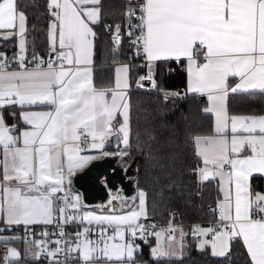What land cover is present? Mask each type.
<instances>
[{
	"label": "snow or ice",
	"instance_id": "obj_1",
	"mask_svg": "<svg viewBox=\"0 0 264 264\" xmlns=\"http://www.w3.org/2000/svg\"><path fill=\"white\" fill-rule=\"evenodd\" d=\"M48 10L49 58L33 53L32 61L26 62L28 17L17 0H0V34L3 39H19V53L11 62L0 53V109L20 108L27 126L21 130L7 124L0 111V214L8 225L62 221L99 226L95 241L89 238V226L74 233L73 241H53L57 247L47 254L55 264L64 251L79 253L82 264L99 260L130 264L138 249L134 239L148 234L141 223L142 217L147 218L145 193H139L138 210L129 206L131 210L124 213L126 198L117 194L109 204L121 201L123 214L89 211L77 219L73 213L81 206L80 196L71 191V176L95 158L80 155L85 142L102 150L110 136L120 134L125 148L120 155H128L131 69L117 67L111 88L94 85V26L101 20L102 0H49ZM125 19L134 54L149 67L148 75L139 80L154 86L155 62L186 61L188 90L206 96L209 106L203 111L215 117V134L194 141L202 161L196 170L198 181L218 178L223 193L217 223L195 227L200 235H211L200 248L210 245L214 256H224L231 242L240 239L249 264H264V194L253 193L250 184L253 174H264V115L230 116L226 107L229 92H264V0H142L126 11ZM121 42V28L116 25L114 50ZM12 63L18 68L9 70ZM230 78H238V83L230 86ZM38 105L50 109L24 110ZM117 115L122 116L118 126ZM58 236L65 233L61 230ZM18 255L11 249L5 259Z\"/></svg>",
	"mask_w": 264,
	"mask_h": 264
},
{
	"label": "trees",
	"instance_id": "obj_2",
	"mask_svg": "<svg viewBox=\"0 0 264 264\" xmlns=\"http://www.w3.org/2000/svg\"><path fill=\"white\" fill-rule=\"evenodd\" d=\"M18 7L28 17L27 48L30 54L47 55L49 50L48 26L51 20L49 0H17ZM142 0H102L101 20L94 26L97 34L93 82L97 88H111L115 82V68L136 59L135 49L126 35L128 24L125 13ZM137 23L136 20L132 21ZM116 25L122 30V42L114 50L111 33ZM111 29V30H110ZM17 37L0 39V51L9 54L17 49ZM184 61H160L156 64V89L136 87L146 68L132 65L130 80V145L128 155L109 149L116 158L117 167L127 168L133 162L135 191L146 195L147 220L161 226L213 225L218 221L220 185L216 179L199 182L197 168L202 161L197 155L195 138L213 133V117L203 109L206 100L187 90V73L180 70ZM167 96V99L165 97ZM231 115L264 114L263 92H237L228 97ZM9 125L14 122L5 110ZM108 156V155H106ZM105 157V156H104ZM102 157V158H104ZM1 172V169H0ZM253 193L264 194V177L251 179ZM176 216V219H174ZM21 244L24 240H7ZM198 238L188 236L187 256L182 258H154L150 244L137 249L132 262L139 264H249V256L242 240L231 242L229 254L214 256L209 247L200 249ZM24 258L23 249L20 256ZM76 264L79 262L76 260Z\"/></svg>",
	"mask_w": 264,
	"mask_h": 264
},
{
	"label": "built area",
	"instance_id": "obj_3",
	"mask_svg": "<svg viewBox=\"0 0 264 264\" xmlns=\"http://www.w3.org/2000/svg\"><path fill=\"white\" fill-rule=\"evenodd\" d=\"M114 32H115V29L111 33L112 41H113ZM121 36L123 37L122 30H121ZM0 53H3L7 57L8 61L11 62L13 60V57L18 55L19 49L17 48L11 54L5 51H0ZM32 55L33 54H30L29 52L27 53L26 62L32 61ZM35 55L47 60L50 55V50H48L47 55H41V54H35ZM202 59L203 58L201 57V60ZM33 63H28V67H32ZM130 63L132 65H140L142 69L146 68L148 64L145 59L137 55H136V59H132ZM130 63L128 64L130 65ZM17 68H18V65L16 63L11 64L10 69H17ZM180 70L186 71V66L182 64L180 66ZM143 75L147 76L148 72L147 71L143 72ZM89 145L90 143H87V142L82 144L81 145L83 148L82 152H86ZM0 159H2L1 154H0ZM71 191L72 193L78 194L80 196L81 206L76 211H85V210H89L95 207H97L100 211H105L102 207L98 206L97 204L87 205L83 200V195L81 191H79L75 186L71 187ZM110 192L111 191L109 190V197L111 194ZM119 192L120 191H115L116 194H118ZM118 206H119V201H118V205L116 206V208H118ZM141 223L146 225L148 234H146L144 238H139V235H138L137 238L134 239V243L138 245V248L141 246H147L150 241L151 236L153 235L152 233L156 232L158 228L162 227L161 225L151 222L145 218L141 219ZM216 223L217 221L215 222V224ZM152 225H155V227L154 228L151 227ZM86 226H89V225L85 224L84 226L83 225L81 226V223H77V222L63 223L62 221L59 224L54 221L53 224H48V225L46 224L44 225L42 224L8 225V224L0 223V236L1 235H16L20 239L24 240L25 242H34L38 245V250L40 252V255L34 260H21L19 258H12L10 260H6L5 258L10 256L11 244L0 239V264H55L53 258L47 254L49 250H53L57 247V245L53 243V241L57 239H67L69 241H73L74 240L73 234L76 232H79L81 227H86ZM89 227H91L89 238L94 241L98 240L99 237L97 233L99 232V226L93 224ZM61 230L65 233V236L63 238L58 236V233ZM112 231L113 230L109 228V234H111ZM45 232L47 233V236L42 235V233H45ZM169 237H170V234H168V238ZM42 241L44 242L43 247L39 246V242H42ZM61 247H63V245H61ZM76 260H77L76 252H67V251L61 252L55 258V261H58V264H76L75 263ZM130 264H139V263L131 262Z\"/></svg>",
	"mask_w": 264,
	"mask_h": 264
},
{
	"label": "crops",
	"instance_id": "obj_4",
	"mask_svg": "<svg viewBox=\"0 0 264 264\" xmlns=\"http://www.w3.org/2000/svg\"><path fill=\"white\" fill-rule=\"evenodd\" d=\"M97 25V24H96ZM3 34H0V39H3L2 38ZM17 48L19 49V39L17 37ZM183 61V60H182ZM160 62V61H158ZM158 62H155V64L152 66L153 67V72H155V69H156V64ZM185 62V66H186V73H187V90H188V80H189V77H188V72H187V62ZM121 65H129L128 63H124V64H119L116 66L119 67ZM130 66V65H129ZM96 67V64H95V61L93 62V65H92V69H93V73H94V68ZM115 68V69H116ZM131 69V67H130ZM147 72L149 71V67H148V64H147ZM10 70H13V69H10ZM92 73V75H93ZM131 73V71H130ZM116 75V73H115ZM129 82L131 84V80H130V74H129ZM151 82V81H150ZM238 83V78H230L229 79V84L230 86H235V84ZM141 81H139V84L136 83V87H139L141 86ZM114 86V85H113ZM131 89V87H130ZM130 89L128 90V94H129V91ZM189 93H191L189 90H188ZM238 92H245V91H238ZM246 92H260V91H246ZM237 93V92H236ZM264 93V92H263ZM191 94H194V93H191ZM231 94V92H229L227 98H226V107H227V110H228V97L229 95ZM201 96V95H200ZM206 97V96H205ZM206 100V107L209 106L208 104V101H207V98L205 99ZM9 108V117L12 119V121L14 122L13 125H15L18 129H25L27 126L24 124L23 120L21 119V116H20V112H21V109L18 108V107H12V106H9V107H6L4 109H0V111L3 112V115H4V118H5V121L7 124L8 121H7V118H6V115H5V110ZM50 109V106H47V105H38V106H34L32 108H26L24 110H32V111H46V110H49ZM15 113V115H13ZM228 113H229V110H228ZM212 117H213V133L211 135H214V121H215V117L213 114H210ZM229 115L231 116V114L229 113ZM261 115H264V114H261ZM120 123H122V116L120 115H117V118L116 120L114 121V125L118 126ZM120 135V134H119ZM113 136V135H112ZM110 136L104 143V147L102 150H99V149H91L90 145L87 149L86 152H80V155H83V156H92V157H95L94 159H92L90 162H88L84 167L80 168V169H77L74 171V174L71 176V187L74 186L73 184V176L80 172L81 170H83L85 167H87L93 160L95 159H99V158H102L104 157L105 155H103L102 153H108L109 155H113L112 153H109L108 150L109 148L107 147V143L108 141L111 139ZM209 136V135H207ZM121 137V135H120ZM198 137H204V136H198ZM122 138V137H121ZM120 138V139H121ZM122 149H125L124 148V145L119 141V143L117 144V146L115 147V151H119V150H122ZM197 149V147H196ZM0 154L2 156V149H0ZM65 163H67L66 161V158H65ZM1 169V172H0V179H2V168ZM255 176H263L264 177V174H260V173H256V174H253V176L251 177V179ZM218 182H219V185H220V192H221V199L223 198V193L221 191V184H220V181L219 179L217 178L216 179ZM13 183H15V181H13ZM250 184H251V180H250ZM251 190H252V187H251ZM141 192V190H136L134 192V195L131 197V198H126V203L123 205V210H124V213H126L127 211L131 210V208H136L138 210V205H139V193ZM259 194H262V193H259ZM134 198V200L132 199ZM110 199V198H109ZM108 199V200H109ZM111 200V199H110ZM119 201V200H118ZM108 202V201H107ZM113 202V201H112ZM104 204V203H103ZM102 203H99L98 206H101ZM131 206V208L129 207ZM145 206H146V195H145ZM121 208H122V203L121 201H119V206L118 208H116L115 210V213H113L111 210H105V211H100V212H94L95 214L97 215H111V214H123L121 212ZM86 211V210H85ZM83 211V212H85ZM90 209L86 212H89ZM93 212V211H91ZM76 216H77V219H79L80 215L78 216V213L75 212L74 213ZM83 214V213H82ZM218 214H219V210H218ZM143 219V217L141 218ZM0 223H4V224H7L6 223V216H4L3 214H0ZM37 224H42L44 225L43 223H37ZM86 223H81V226L85 225ZM214 225V224H213ZM196 226H201V227H209V226H212V225H208V224H200V225H190V226H182V225H169V226H162L160 228H158L156 230V232H158V230H165V232H161L160 236L157 237L156 235H152L151 238H150V241H149V244L151 245L152 243H156V244H159L162 246V244L164 243L165 244V253H166V256L165 258H182L184 257V255L186 254V251H187V239H188V236H193V237H197L198 238V244L197 246L200 248V244L202 243V240L206 239L204 236L200 235L199 233L195 232V227ZM175 227H178L179 229L177 230V232L175 233L174 231H172L171 229L175 228ZM84 227H81V229L79 231H82ZM168 234H170V237L168 238ZM211 236V235H209ZM0 239L1 240H4V241H7V240H20V238L16 235H1L0 236ZM180 239L182 240L180 242ZM152 242V243H151ZM20 244V243H19ZM206 247H209L210 250H211V247L210 245L206 246ZM205 247V248H206ZM201 249V248H200ZM212 252V250H211ZM164 253V252H163ZM172 253H179L178 255H182V256H175L174 254ZM229 253V252H228ZM135 254L136 252L134 253V257L132 259V261L134 260L135 258ZM152 254V253H151ZM76 255H77V261L79 262V264H82V261L79 259V256L80 254L76 252ZM21 256V255H20ZM20 256H18V258L20 259ZM225 256V255H224ZM224 256H217V257H224ZM164 258V257H163ZM131 261V262H132ZM130 262V263H131ZM96 264H112V262H109V261H106V260H99L96 262Z\"/></svg>",
	"mask_w": 264,
	"mask_h": 264
},
{
	"label": "water",
	"instance_id": "obj_5",
	"mask_svg": "<svg viewBox=\"0 0 264 264\" xmlns=\"http://www.w3.org/2000/svg\"><path fill=\"white\" fill-rule=\"evenodd\" d=\"M141 84L150 86L151 82L144 80L141 81ZM205 99V96H200L201 101ZM120 138L119 134L113 135L108 141L107 147L115 149ZM133 166L134 162L125 169L117 167L116 158L108 155L93 160L87 167L76 173L73 176V184L81 191L83 200L87 205L106 202L109 198V190L120 191L123 197L131 198L135 192L134 181L130 178L134 172Z\"/></svg>",
	"mask_w": 264,
	"mask_h": 264
},
{
	"label": "rangeland",
	"instance_id": "obj_6",
	"mask_svg": "<svg viewBox=\"0 0 264 264\" xmlns=\"http://www.w3.org/2000/svg\"><path fill=\"white\" fill-rule=\"evenodd\" d=\"M148 87L150 89H152V90H155L156 89V85L154 84V86H153L152 81H151V85L148 86ZM111 192H112V196L117 195L116 193H114V191H111ZM118 194L120 196H122V193L121 192H119ZM112 196H110V197L112 198ZM112 207H113V205H112ZM86 211H88V210H86ZM90 211L100 212V210L97 207L90 209ZM75 212L78 213V216L81 215L82 213H84L83 211H75ZM178 229H179L178 227H175V228H173L171 230L176 233ZM158 232L161 234V232H165V230H158ZM205 238L206 239H211V236H207ZM181 241L182 240L180 239V242ZM186 246H187V244H186ZM164 248H165V244L164 243L162 244V246L159 245V244H156V243H152L150 245V250H151L152 256L154 258H163V257L165 258V257H167ZM11 249H15L18 252V254H19L18 256L21 255L22 249H23L24 258L26 260H34V259H36L40 255V252L38 250V245L36 243H34V242H24L23 245L11 243ZM154 250H157V251H154ZM172 254H174L175 256H182V255H178L179 253H172ZM227 254L225 256H227ZM185 256H187V251H186V254L184 255V257Z\"/></svg>",
	"mask_w": 264,
	"mask_h": 264
},
{
	"label": "bare ground",
	"instance_id": "obj_7",
	"mask_svg": "<svg viewBox=\"0 0 264 264\" xmlns=\"http://www.w3.org/2000/svg\"><path fill=\"white\" fill-rule=\"evenodd\" d=\"M112 191V190H111ZM111 194H110V196H112V192H110ZM114 193H115V191H114ZM110 199H111V197H109ZM108 198V199H109ZM110 199L109 200H107L106 202H99V203H102V205L100 206V207H102L104 210H112V209H115L116 208V206L118 205V201L116 200V201H113L111 204H109V201H110ZM99 203L97 204V205H99ZM104 203V204H103ZM107 205V206H106ZM112 205H113V207H112ZM112 209H111V208Z\"/></svg>",
	"mask_w": 264,
	"mask_h": 264
}]
</instances>
